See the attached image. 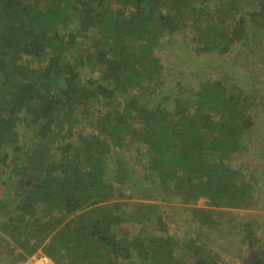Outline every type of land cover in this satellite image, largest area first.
Masks as SVG:
<instances>
[{"label": "trees", "instance_id": "obj_1", "mask_svg": "<svg viewBox=\"0 0 264 264\" xmlns=\"http://www.w3.org/2000/svg\"><path fill=\"white\" fill-rule=\"evenodd\" d=\"M261 30L264 0H0L9 263L41 250L57 264H232L208 242L236 233L247 264H264L257 214L241 216L264 207V162L241 161L246 138L264 152L262 88L240 73L168 81L184 73L180 43L222 56Z\"/></svg>", "mask_w": 264, "mask_h": 264}, {"label": "rangeland", "instance_id": "obj_2", "mask_svg": "<svg viewBox=\"0 0 264 264\" xmlns=\"http://www.w3.org/2000/svg\"><path fill=\"white\" fill-rule=\"evenodd\" d=\"M234 19V18H232ZM246 43H239L231 53L226 55H217V54H209V55H202L198 58H190V54H188L187 50L190 51V46L185 48L182 47V43L175 47L173 54L178 55L182 54V60H177L178 67L183 69L184 73L183 76L178 74L175 70L172 71V75L168 77V81L171 82L169 84H173L175 80L181 79L182 84L187 85L189 87H195L200 80H203L206 77H214L216 80H221L222 75H226L227 73H233L236 75H242L240 78L241 83L244 82L245 88L247 90H252L255 86H259L258 88H262V92L264 93V31H260L256 37H253L250 33H248ZM180 40H185L186 38L181 37ZM83 46L88 45V40L85 37L81 41ZM192 56V55H191ZM175 59V58H174ZM193 61H191V60ZM191 61V62H190ZM193 71H199L195 74H192ZM217 74H216V73ZM225 72V73H224ZM244 74H241V73ZM254 84V86H251ZM260 120L264 121V113L260 116ZM78 127V125H77ZM83 127V126H82ZM85 127V126H84ZM80 128V125H79ZM83 129V128H82ZM247 142L249 143V149L247 153L242 156V162L246 163V165L252 166H260L263 160V154H260V148L257 147V139L253 137L246 138ZM259 149V150H258ZM264 149V147H263ZM239 160H237L238 162ZM242 162H240L242 164ZM141 199L132 198L128 201L132 204L130 208L135 206L136 201H140ZM160 203H164L165 210L169 215V222L170 224H181L183 228H187L188 225L186 224V211L182 209V205L176 201H164L159 200ZM195 206H204V199L198 200ZM243 218H248L250 215L253 217L255 213L259 219L258 224L255 227V231L259 230L264 236V207L261 210H249V211H241ZM238 218V216H237ZM133 226H131V229ZM257 228V229H256ZM259 228V229H258ZM134 231V229H133ZM181 232V229L178 230ZM227 233H224V237L221 238V234H214L210 241L208 242L212 248L217 250H221L222 247H225L226 252L230 255H233L232 264H247V259L245 255H241L239 252V242L238 239L239 235H228L225 236ZM6 235L0 230V264H11V258L5 257L4 253V245L3 240ZM20 250V249H19ZM225 254V253H223ZM225 254V255H228Z\"/></svg>", "mask_w": 264, "mask_h": 264}, {"label": "built area", "instance_id": "obj_3", "mask_svg": "<svg viewBox=\"0 0 264 264\" xmlns=\"http://www.w3.org/2000/svg\"><path fill=\"white\" fill-rule=\"evenodd\" d=\"M19 264H57L49 255L45 252L38 250L29 255Z\"/></svg>", "mask_w": 264, "mask_h": 264}]
</instances>
